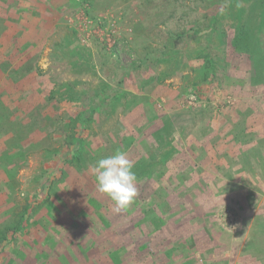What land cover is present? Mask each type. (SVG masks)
<instances>
[{
	"label": "rangeland",
	"instance_id": "374dc122",
	"mask_svg": "<svg viewBox=\"0 0 264 264\" xmlns=\"http://www.w3.org/2000/svg\"><path fill=\"white\" fill-rule=\"evenodd\" d=\"M83 6L115 24V48L97 35L83 43L69 20ZM102 90L110 103L102 106V121L87 130L96 149L112 155L122 126L121 133L140 135L149 160L156 151L169 158L157 165L163 176L147 182L153 188L140 189L146 199L130 210L156 203L136 218L138 232L166 220L156 238L161 248L167 237L159 261L170 256L166 264H183L178 254L194 251L196 264H264V157L255 159L248 141L249 134L258 135L256 145L264 139V0H0V97L14 117L30 111L27 102H15L18 92L28 101L37 98L43 114L57 116L77 113ZM44 137L36 133L26 142L13 186L7 187V175L0 177V221L9 195L17 204L10 210L19 211L46 170L60 166L48 159L52 142ZM235 159L247 165L244 172L235 170ZM64 167L71 180L89 183L81 194L69 193L74 184L59 192V225L84 212L88 192L97 187L91 171ZM228 208L234 225L220 217ZM186 231L194 241L208 239L193 247ZM0 264H8L1 255Z\"/></svg>",
	"mask_w": 264,
	"mask_h": 264
},
{
	"label": "trees",
	"instance_id": "16d2710c",
	"mask_svg": "<svg viewBox=\"0 0 264 264\" xmlns=\"http://www.w3.org/2000/svg\"><path fill=\"white\" fill-rule=\"evenodd\" d=\"M88 14L91 15L90 10ZM181 35L179 34V36ZM21 92H18L15 102H22L23 105H26L27 102L26 106L30 111L25 114L26 117H14L12 108L6 105L0 97V135L3 138L0 143L2 144V146L0 145V177L7 175L8 187L12 179L15 178V173L26 161L28 146L31 144V142L30 144L26 142L32 139L36 133L44 134L43 142H52L48 159L56 160L60 166L46 170L45 175L38 183L35 195L28 198L19 211L10 210L17 204H13L12 195L8 194L10 205L7 208L2 207V211H7L8 214L3 218V222L0 221V255L5 262L7 261L9 264L11 259H19L17 264H166L170 256H167V259H163V261H159V259L167 237L164 235L161 248L158 247L160 240H156L157 236L161 235L158 231H163L162 228L167 225L166 220L160 218L158 222H155V229L151 232H146L143 226H139L141 228L139 232L134 229L137 226L136 218L141 213L154 209L153 206L156 204L154 201L149 207H144L142 212L136 211L130 214L133 202L127 210L117 213L114 211L115 204L111 198L107 194L100 193L97 187H94L93 192H88L85 202L87 209H83L84 212L81 210L77 217L66 218L68 222L63 225L57 223V218L61 219L62 216L61 208L57 205L59 192L74 184L69 193L81 194L83 186L85 187L89 181L85 179L71 180L69 176H65L66 167L64 166L74 168L75 172L76 170L90 171L91 165L106 157L107 151L101 152L99 147L96 149L95 141L88 137L87 130L92 126V121L98 123L99 119L102 121V117L100 118L102 106L110 95L102 90L95 94L99 100L96 97L89 98L85 105L82 104L83 109L77 113L51 116L42 113V106L37 98H32L36 102H32V99L28 101L22 97L23 93ZM51 96H49L50 99L54 98ZM53 129H62L63 138H57L54 132H49ZM121 129H123L122 126L116 127L120 135L113 139V154L119 149L134 162L133 170L138 178L136 186L140 187L134 201H141L140 198L145 200L146 198L143 196L147 193L143 194L140 189L153 188L147 182L155 181L163 176L164 171L158 170L157 165H162L169 158L164 156V153L156 151V159L149 160V156H145L140 148L138 138L140 135L137 132L131 136L125 135L123 132L121 133ZM158 131V128L153 130L154 137ZM134 145L137 150L129 153L128 149ZM99 149L100 151H98ZM88 163L90 164L88 165ZM11 185L13 186L12 182ZM53 198L56 199L53 200ZM73 203L75 204V202ZM58 225L59 227L63 226L61 230H58ZM186 234L185 240L187 241L190 237L191 239L188 241L193 243L195 239L192 237L193 233L186 231ZM203 237L202 239H208V236ZM201 240L194 241L196 244L191 243L192 246L201 244ZM158 241L159 243H157ZM206 244L204 241L203 246ZM11 253L13 255L9 257L8 255ZM93 255L95 257L92 258ZM178 257L181 259V263L196 264L194 251L193 253L178 254Z\"/></svg>",
	"mask_w": 264,
	"mask_h": 264
},
{
	"label": "clouds",
	"instance_id": "9594fccd",
	"mask_svg": "<svg viewBox=\"0 0 264 264\" xmlns=\"http://www.w3.org/2000/svg\"><path fill=\"white\" fill-rule=\"evenodd\" d=\"M134 168V162L119 149L115 154L103 157L90 166L91 174L97 181L98 191L111 198L117 213L127 210L138 196V178Z\"/></svg>",
	"mask_w": 264,
	"mask_h": 264
},
{
	"label": "built area",
	"instance_id": "2783aa9c",
	"mask_svg": "<svg viewBox=\"0 0 264 264\" xmlns=\"http://www.w3.org/2000/svg\"><path fill=\"white\" fill-rule=\"evenodd\" d=\"M89 7L83 6L82 10L74 18H69L78 30L83 43L87 44L92 36L97 35L109 49L115 48L118 40V31L114 23H110L108 16H91L88 14ZM229 225H234L235 215L231 208L223 211L220 215Z\"/></svg>",
	"mask_w": 264,
	"mask_h": 264
},
{
	"label": "crops",
	"instance_id": "0c3cea01",
	"mask_svg": "<svg viewBox=\"0 0 264 264\" xmlns=\"http://www.w3.org/2000/svg\"><path fill=\"white\" fill-rule=\"evenodd\" d=\"M251 136V137H250ZM257 138H258V135L257 134H249V141L252 143L251 145H252V155L254 156V158H255V156L256 157H258V158H263L264 157V149H263V145H264V139H261L260 141L261 142H263V143H258L257 145H256V143H253L254 141H256L257 140ZM234 142H238V143H240V141L238 140V139H235V141ZM238 145H235V152H234V154L235 155H237V151L239 150V146L237 147ZM235 155H234V157H235ZM210 156H213V154H211ZM253 159V158H252ZM256 159V158H255ZM236 161V159L234 160V162ZM257 162V161H256ZM233 165H236L235 167V170L238 168V169H240V170H238V171H240V173H242V172H244V168H245V166H247L246 164H245V166H242L239 162H235V163H233ZM221 166H223V164L221 165ZM242 166V167H241ZM224 167H227L226 165L224 166ZM240 167V168H239ZM251 167H252V165H251ZM234 170V171H235ZM219 171V170H218ZM233 171V172H234ZM247 171V170H246ZM212 250V249H211ZM220 250H222V247L221 248H217L216 249V252L214 253V255L215 254H217V252L219 253L220 252ZM219 255V254H218ZM225 255H229V252L227 251L226 252V254ZM223 257V256H222ZM215 259H216V257H214ZM184 264V263H183Z\"/></svg>",
	"mask_w": 264,
	"mask_h": 264
}]
</instances>
